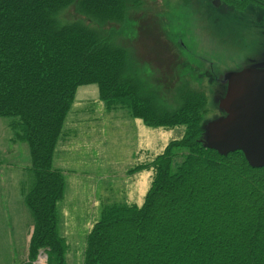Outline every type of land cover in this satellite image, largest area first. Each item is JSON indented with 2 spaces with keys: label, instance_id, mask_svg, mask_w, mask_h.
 Returning a JSON list of instances; mask_svg holds the SVG:
<instances>
[{
  "label": "trees",
  "instance_id": "16d2710c",
  "mask_svg": "<svg viewBox=\"0 0 264 264\" xmlns=\"http://www.w3.org/2000/svg\"><path fill=\"white\" fill-rule=\"evenodd\" d=\"M127 1L139 2L0 0V119L10 118L13 142L30 158L21 197L31 230L21 264L41 253L46 264H68L57 213L64 176L52 162L76 91L89 85L147 127L185 133L136 167L153 170L143 204L109 207L86 236L82 264H264V169L251 168L239 151L224 157L205 148V98L190 92L176 111L159 110L109 35L58 19L74 3L88 21L119 22Z\"/></svg>",
  "mask_w": 264,
  "mask_h": 264
},
{
  "label": "rangeland",
  "instance_id": "374dc122",
  "mask_svg": "<svg viewBox=\"0 0 264 264\" xmlns=\"http://www.w3.org/2000/svg\"><path fill=\"white\" fill-rule=\"evenodd\" d=\"M127 3L119 22L88 21L74 3L58 19L61 24L79 21L109 35L112 44L125 52L129 75L159 110L176 111L185 95L201 94L206 103L199 128L205 144L208 126L226 117L221 103L229 79L261 66L264 49H245L232 40L231 35L248 36L245 32L231 34L206 24L200 0ZM9 120L0 119V264H21L26 261L31 230L21 197L22 182L28 181L22 171L30 158L24 144L13 142ZM184 133V127L149 128L127 108H110L100 100L95 85L77 89L52 162L64 176L57 213L68 245V264L83 263L86 236L109 207L143 204L153 170L136 167L151 163ZM177 164L174 161L172 170ZM142 175L144 179L136 182ZM46 260L41 253L33 264Z\"/></svg>",
  "mask_w": 264,
  "mask_h": 264
},
{
  "label": "water",
  "instance_id": "95a60500",
  "mask_svg": "<svg viewBox=\"0 0 264 264\" xmlns=\"http://www.w3.org/2000/svg\"><path fill=\"white\" fill-rule=\"evenodd\" d=\"M221 108L226 117L208 126L205 148L224 157L239 151L251 168L264 169V69L231 77Z\"/></svg>",
  "mask_w": 264,
  "mask_h": 264
},
{
  "label": "flooded vegetation",
  "instance_id": "af4514ba",
  "mask_svg": "<svg viewBox=\"0 0 264 264\" xmlns=\"http://www.w3.org/2000/svg\"><path fill=\"white\" fill-rule=\"evenodd\" d=\"M204 21L225 31L245 32L248 36H233L232 40L245 49H264V0H200ZM264 69V53L261 55ZM248 69V68H247Z\"/></svg>",
  "mask_w": 264,
  "mask_h": 264
},
{
  "label": "bare ground",
  "instance_id": "6f19581e",
  "mask_svg": "<svg viewBox=\"0 0 264 264\" xmlns=\"http://www.w3.org/2000/svg\"><path fill=\"white\" fill-rule=\"evenodd\" d=\"M182 1H183V0H182ZM162 132H163V130H161V133H162ZM163 136H164V135H163V133H162V137H163ZM146 137H147L148 139H151L150 136H148V135H147ZM164 141H165V140H164ZM144 177H145L144 175L140 176L138 179H136V182H137V180L144 179ZM136 182H135V183H136ZM137 184H138V183H137Z\"/></svg>",
  "mask_w": 264,
  "mask_h": 264
}]
</instances>
